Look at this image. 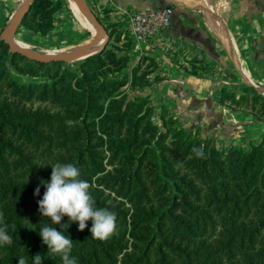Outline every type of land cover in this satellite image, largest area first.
<instances>
[{
  "label": "trees",
  "instance_id": "1",
  "mask_svg": "<svg viewBox=\"0 0 264 264\" xmlns=\"http://www.w3.org/2000/svg\"><path fill=\"white\" fill-rule=\"evenodd\" d=\"M61 6V0H33L21 24L48 34ZM102 24L110 41L80 72L62 60L13 53L0 26V213L13 241L0 245V264H18L21 256L33 264L37 254L43 264H62L39 235L44 225L72 239L77 264H264V140L250 149L230 146L224 155L185 131L169 142L163 128L171 113L163 109L160 127L152 121L150 96L138 94L117 104L109 119L123 135L105 139L98 131L100 92L126 81L132 89L145 86L158 64L143 55L129 65L130 57L119 54L131 48L128 33L117 22ZM127 66L126 76L110 77ZM41 68L48 70L43 82H21L13 74ZM65 99L73 106L58 108ZM220 101L264 122V91L252 85L239 96L226 87ZM201 146L204 157L197 158L192 149ZM57 163L79 168L95 207L116 213L107 240L91 237V220L80 231L67 215L55 225L39 212L46 191L41 181L50 182Z\"/></svg>",
  "mask_w": 264,
  "mask_h": 264
},
{
  "label": "crops",
  "instance_id": "2",
  "mask_svg": "<svg viewBox=\"0 0 264 264\" xmlns=\"http://www.w3.org/2000/svg\"><path fill=\"white\" fill-rule=\"evenodd\" d=\"M54 13V28L41 34L19 25L14 34L22 47L43 54H73L101 42V36L68 0ZM101 23L117 22L132 40L119 54L130 57L129 65L143 55L158 67L150 83L135 88L150 96L153 115L161 120L163 109L184 121L209 130L219 145L248 146L264 140V122L247 109L222 104L224 88L253 85L264 91V0H214L200 8L174 5L168 33L138 43L131 37V19L137 12L168 4L165 0H78ZM197 4L205 0H181ZM23 0H0V26L6 27ZM8 19V20H7ZM103 25V24H102ZM104 26V25H103ZM124 37V36H123Z\"/></svg>",
  "mask_w": 264,
  "mask_h": 264
},
{
  "label": "clouds",
  "instance_id": "3",
  "mask_svg": "<svg viewBox=\"0 0 264 264\" xmlns=\"http://www.w3.org/2000/svg\"><path fill=\"white\" fill-rule=\"evenodd\" d=\"M192 151L197 158L204 157L203 146L193 147ZM79 177V168L71 163L53 165L50 182L41 181L46 191L43 198L38 201L39 212L43 217H50L55 225L60 224L62 217L67 215L70 222H78L80 231L86 228V221L91 220V237L101 241L107 240L116 230V213L107 207L96 208L95 201L89 193L90 184ZM39 193L38 186L34 194ZM39 235L48 246V253L59 254L62 264H77L76 258L71 256L73 241L62 231L44 225L40 228ZM12 242V237L7 234V226L3 222V213H0V245H11ZM44 258L37 254L33 258V264H43ZM18 264H27L26 259L23 256L19 257Z\"/></svg>",
  "mask_w": 264,
  "mask_h": 264
},
{
  "label": "rangeland",
  "instance_id": "4",
  "mask_svg": "<svg viewBox=\"0 0 264 264\" xmlns=\"http://www.w3.org/2000/svg\"><path fill=\"white\" fill-rule=\"evenodd\" d=\"M123 41L126 42V39H124ZM111 46L113 48L115 47L114 44H112ZM85 59L86 58L82 60H78V61L66 62V65H64V67H68L71 70H76L80 72V66ZM129 67L130 66H127L125 69H122V71H119V72L110 73V77L119 78V77L126 76L127 73L129 72ZM46 73H48V70H44L42 68L34 72L33 74H20L16 71H13V74L16 76L17 79H19L21 82H26V83L43 82L44 80L48 78ZM134 90L135 89H132L128 81H126L125 83H121L120 85L114 88L100 92L99 95H101V98L99 99L98 102L100 106L103 108L104 114L101 117L97 118L98 131L105 139H114L120 136V134L123 135L122 133H120L118 126L111 127V122L109 119L116 115L115 106L117 104H121V103L125 104L128 101H132V98H134L136 94ZM72 106H73L72 102L69 101V99H65L63 103L61 104V106H57V107L58 108L62 107L63 109H65L67 107H72ZM130 113H132V110ZM130 113L128 114L132 115ZM152 121L154 123H157L160 127L162 126V121L158 119L157 117H154V115L152 116ZM163 130L168 131L169 133L168 141L169 142L177 139L176 134L178 132L185 131L186 134H192L196 138L201 139V141L205 144L206 143L208 145L215 144L220 149L221 155L222 154L224 155L225 152L227 151V148L230 146H236L242 149L251 148V144L248 146L241 145L240 143L236 145L234 144L219 145L218 143L215 142V138L209 130L202 129V127L200 126L197 127V125H194V123L184 121V119H181L180 116L173 115V114H171V116L168 117L167 127L166 129L163 128Z\"/></svg>",
  "mask_w": 264,
  "mask_h": 264
},
{
  "label": "water",
  "instance_id": "5",
  "mask_svg": "<svg viewBox=\"0 0 264 264\" xmlns=\"http://www.w3.org/2000/svg\"><path fill=\"white\" fill-rule=\"evenodd\" d=\"M32 1L33 0H23L22 6L17 11L16 15L12 18V20L8 23V25L5 27V30L2 34V38L7 41V43L10 46V50L13 53L19 52L23 54L24 56H27L31 59L38 60V61L46 62V61H51V60H62L65 62H71V61H78V60L87 58L90 55L100 52L108 45L110 41V36L108 32L106 31L105 27L99 21L98 17L87 7V5L84 2L80 1L81 3H79L78 0H69L71 1V3H73L75 8L97 29L98 33L101 36L100 43H98L94 47H86L84 49H81L80 51L73 53V54H68V53L43 54V53H38V52L29 50V49H26L20 46L15 41L14 34L17 28L19 27V25H21L24 16L30 11V5ZM165 1H167L168 3H172L174 5H177V6L187 7V8L205 7L208 4H211L214 2V0H205L197 4H188L186 2H182L181 0H165Z\"/></svg>",
  "mask_w": 264,
  "mask_h": 264
},
{
  "label": "built area",
  "instance_id": "6",
  "mask_svg": "<svg viewBox=\"0 0 264 264\" xmlns=\"http://www.w3.org/2000/svg\"><path fill=\"white\" fill-rule=\"evenodd\" d=\"M174 5L156 6L137 12L131 19V37L138 43L164 37L170 28Z\"/></svg>",
  "mask_w": 264,
  "mask_h": 264
},
{
  "label": "bare ground",
  "instance_id": "7",
  "mask_svg": "<svg viewBox=\"0 0 264 264\" xmlns=\"http://www.w3.org/2000/svg\"><path fill=\"white\" fill-rule=\"evenodd\" d=\"M68 2L71 4V6L74 8V10H76L83 18H85L73 5V3H71V1L68 0ZM86 19V18H85ZM91 24V23H90ZM92 25V24H91ZM93 26V25H92ZM93 28L97 31V29L93 26Z\"/></svg>",
  "mask_w": 264,
  "mask_h": 264
}]
</instances>
